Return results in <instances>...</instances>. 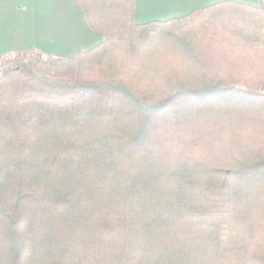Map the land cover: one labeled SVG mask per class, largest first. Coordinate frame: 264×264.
I'll list each match as a JSON object with an SVG mask.
<instances>
[{
  "label": "trees",
  "instance_id": "16d2710c",
  "mask_svg": "<svg viewBox=\"0 0 264 264\" xmlns=\"http://www.w3.org/2000/svg\"><path fill=\"white\" fill-rule=\"evenodd\" d=\"M134 1L0 56V264H264V7Z\"/></svg>",
  "mask_w": 264,
  "mask_h": 264
},
{
  "label": "crops",
  "instance_id": "0c3cea01",
  "mask_svg": "<svg viewBox=\"0 0 264 264\" xmlns=\"http://www.w3.org/2000/svg\"><path fill=\"white\" fill-rule=\"evenodd\" d=\"M225 0H135L137 23L166 20ZM264 7V0H232ZM101 41L72 0H0V56L33 50L71 55Z\"/></svg>",
  "mask_w": 264,
  "mask_h": 264
},
{
  "label": "rangeland",
  "instance_id": "374dc122",
  "mask_svg": "<svg viewBox=\"0 0 264 264\" xmlns=\"http://www.w3.org/2000/svg\"><path fill=\"white\" fill-rule=\"evenodd\" d=\"M10 56H11V55H10ZM10 56H9V57H10Z\"/></svg>",
  "mask_w": 264,
  "mask_h": 264
}]
</instances>
